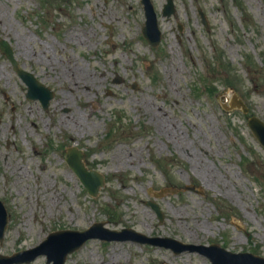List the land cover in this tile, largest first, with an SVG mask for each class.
<instances>
[{"label":"rangeland","instance_id":"obj_1","mask_svg":"<svg viewBox=\"0 0 264 264\" xmlns=\"http://www.w3.org/2000/svg\"><path fill=\"white\" fill-rule=\"evenodd\" d=\"M152 1L158 48L142 36L140 0H0V41L55 91L47 111L28 100L0 51V201L10 222L0 255L105 221L112 230L264 256V148L247 122L264 121V0H174L171 18L161 14L166 0ZM234 93L247 116L223 109ZM77 145L107 177L98 198L65 163ZM170 188L179 193L157 197ZM148 201L160 205L162 222ZM66 264L210 260L93 239Z\"/></svg>","mask_w":264,"mask_h":264},{"label":"water","instance_id":"obj_2","mask_svg":"<svg viewBox=\"0 0 264 264\" xmlns=\"http://www.w3.org/2000/svg\"><path fill=\"white\" fill-rule=\"evenodd\" d=\"M169 2L170 4L166 7L165 12H164V14H166L167 16H171L172 12L174 11L173 2H171V0ZM145 3H146V11H147L146 15L148 17V21L146 24L147 27L144 29V36L147 37L150 45L156 47L160 44L162 40V36L159 30V25H157V16L154 13L153 5L150 2H148V0L145 1ZM2 52L7 54L8 58L11 60L12 64L15 67V71L18 73L19 76H21L23 81L26 83L27 87H29V93L27 97L29 99L31 98L39 99L41 103L43 104L44 108L48 109L51 100H53L54 93H52L49 88H46L45 86L40 84L33 74L25 72L23 69L19 67V65H17L14 59V54L10 46L8 45V43H2ZM250 127L253 133L257 135L261 144L264 145V123L258 120L257 118L251 119ZM83 158L84 156L81 154V152L70 151V154L68 156V163H70L73 170L81 177L83 183L89 189L90 195L97 196L100 188L104 185V177L98 176L96 173H93V172L87 173L84 163H82ZM0 206H1V203H0ZM7 223H8L7 218L4 217V219L2 220V224H0V240L1 241L3 240V236L5 234L4 231L7 227ZM93 231L94 230L92 229L90 231L83 232L81 234L70 233L72 235L78 236V238L80 239L78 242L79 246L77 248L82 246V244L86 242V240L90 239L93 236L92 234ZM61 233L62 232H59V234L53 235V237H51L50 239L51 242L50 243L46 242L45 244L46 247L44 246L45 248L41 252L42 254H46L48 256L49 261H54V264H64V261L67 255L71 253L73 250V249L70 250V248L74 244L71 242L70 243L66 242L65 239L60 237L59 235H63ZM137 236L139 237V239H141L142 242H145V243H152V244L160 245L163 242H165L164 244L167 247H170V248L172 247L174 249H177L176 246L180 245V244L179 245L176 244V242L172 240L171 241L161 240V239L155 240V239H150V238L148 239L145 237H140L139 235ZM180 248H181L180 252H182L184 249H187V247L183 245H180ZM37 254H40V253H37ZM225 254L227 256L232 257L230 264H264V258L253 256L251 254L250 255H247V254L232 255L228 252ZM36 257L37 255L34 256L31 260L35 259ZM215 258L216 259L221 258L219 253H216ZM4 259L5 260L3 264H12L13 262H15V260H17V257L12 258V259H8V258H4ZM214 261L217 264V261L216 260Z\"/></svg>","mask_w":264,"mask_h":264},{"label":"bare ground","instance_id":"obj_3","mask_svg":"<svg viewBox=\"0 0 264 264\" xmlns=\"http://www.w3.org/2000/svg\"><path fill=\"white\" fill-rule=\"evenodd\" d=\"M85 87V86H84ZM73 121H75V118L73 119ZM43 186H46L47 187V184L45 183V185H43ZM48 188V187H47Z\"/></svg>","mask_w":264,"mask_h":264}]
</instances>
